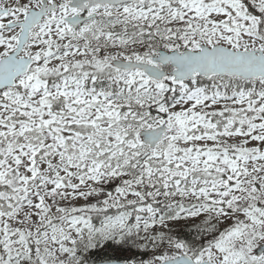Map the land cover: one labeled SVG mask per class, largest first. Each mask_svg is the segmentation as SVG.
Segmentation results:
<instances>
[{"label": "snow or ice", "instance_id": "6c2138e0", "mask_svg": "<svg viewBox=\"0 0 264 264\" xmlns=\"http://www.w3.org/2000/svg\"><path fill=\"white\" fill-rule=\"evenodd\" d=\"M0 264H264V0H0Z\"/></svg>", "mask_w": 264, "mask_h": 264}]
</instances>
